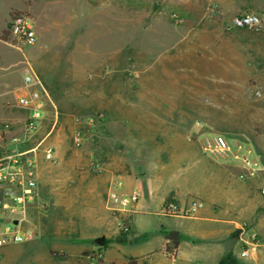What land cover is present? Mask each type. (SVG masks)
Here are the masks:
<instances>
[{
	"label": "rangeland",
	"instance_id": "rangeland-1",
	"mask_svg": "<svg viewBox=\"0 0 264 264\" xmlns=\"http://www.w3.org/2000/svg\"><path fill=\"white\" fill-rule=\"evenodd\" d=\"M17 14L31 19L35 46H10L15 41L8 24ZM239 14L259 16L260 28L232 27ZM2 21L0 141L21 136L25 117L15 94L22 77L33 73L56 114L27 147L44 140L41 148L53 149L49 162L62 169L93 172L98 164L155 188L159 176L191 165L197 137L222 134L231 147L244 141L264 148V0H0ZM77 130L79 147L73 145ZM127 178H120L123 193L130 190ZM45 202L40 214L49 211ZM143 203L125 216L134 236L130 229L120 257L138 264H193L205 234L183 235L181 258L171 263L161 238L192 222L161 215L156 197ZM65 225H55L54 234L67 233ZM47 237L50 247L42 244ZM34 240L41 243L1 249L0 264L50 258L78 264L82 252L73 259L57 250L47 230Z\"/></svg>",
	"mask_w": 264,
	"mask_h": 264
},
{
	"label": "crops",
	"instance_id": "crops-1",
	"mask_svg": "<svg viewBox=\"0 0 264 264\" xmlns=\"http://www.w3.org/2000/svg\"><path fill=\"white\" fill-rule=\"evenodd\" d=\"M4 24L5 22L2 21L0 25V39L4 32ZM47 111V118L54 112L56 114L55 110L47 109ZM249 144L264 166V148L257 144ZM95 165L92 167L93 172L77 171L72 165H69L68 169H62L63 165L46 161L41 154L38 155V195L44 201H49L51 206L47 214H40L36 210L30 211L28 222L35 231L36 237L40 229L47 230L48 234H52L54 239H57V241L53 240L58 246L57 250L68 252L73 259L79 252H90L102 247L104 259L108 264L130 262L138 264L136 258L130 257L128 261H124V257L121 258L119 255V249L124 244L114 241L119 234L118 222L115 221L116 218L113 217L115 213L111 210L114 204L108 198L112 180L121 181L120 178L127 175L131 180L130 190L127 193L135 191L139 196V204L134 206L135 211L137 207H144L143 202L149 197H156L161 208L168 199L175 200L179 204H186L191 200H199L203 203V208L194 216L180 217L183 221L192 224L183 226L177 232L176 247L168 235L161 238L160 246L161 250L164 248V254L171 244L176 250L175 260H170L171 263L181 258L180 250L183 242L180 239L183 235L195 236L203 233L205 241L200 250L201 256L193 261V264H221L225 256L230 257L227 264H264V196L260 194V190L264 188L263 172H258L254 177L246 180H240L238 176L242 173V168L239 163L232 160L215 162L201 154L199 147L192 154L191 165H187L188 168L177 170L175 175L159 176L155 188L151 185L146 188L144 184L140 186L135 179L136 176L130 173H120L114 168L95 169ZM86 166H91L90 162ZM149 188L152 192H148ZM129 222L134 236L131 219ZM62 223L66 224L64 227L67 228V233L62 236L54 234L57 229L55 225ZM251 234H255L260 243L257 248L248 250L246 255H242V251L246 249L245 243L248 242ZM101 236L105 241L99 246L95 240ZM35 238L19 245L24 244L26 247L39 245L41 242L34 240ZM51 242L52 240L47 237L43 239L42 244L44 247H50ZM107 247H110V250ZM37 264H75V262L74 260H69L68 263L59 262L50 258L38 261Z\"/></svg>",
	"mask_w": 264,
	"mask_h": 264
},
{
	"label": "built area",
	"instance_id": "built-area-1",
	"mask_svg": "<svg viewBox=\"0 0 264 264\" xmlns=\"http://www.w3.org/2000/svg\"><path fill=\"white\" fill-rule=\"evenodd\" d=\"M231 26L258 29L261 26V20L255 14H242L231 20ZM8 31L14 38L15 43L10 44L14 49L20 50L22 46L33 47L37 44V35L32 21L23 14H17L11 18ZM15 101L16 107L23 112L25 120L20 137H10L0 141V250L25 243L36 237L35 231L28 222L30 211L39 212L46 206V202L39 197L37 189L38 154L41 153L46 161L53 159L51 147L41 148L44 140L33 147H27L29 139L47 120V105L51 104L42 81L33 73L25 74L15 94ZM51 106L54 110L52 104ZM81 140V132L75 131L73 145L79 147ZM196 142L201 154L215 162L232 160L239 163L242 168V173L238 176L240 180L254 177L258 172L264 173V166L261 165L253 147L248 142L238 141L234 147H231L222 134L197 137ZM94 168L99 169V165L96 164ZM122 187L119 179L112 180L108 198L114 204L111 210L117 214L119 233H126L130 230V223L125 215L135 212L134 206L139 196L135 191L121 192ZM260 194L264 196V188L260 190ZM202 208L203 203L199 200L179 204L170 199L164 202L161 215L188 218ZM248 239L242 255H246L248 250H254L260 243L255 234L249 235ZM165 255L169 260H175L176 250L172 244L165 250ZM78 264L108 263L104 259L103 250L98 247L90 252L82 253Z\"/></svg>",
	"mask_w": 264,
	"mask_h": 264
},
{
	"label": "trees",
	"instance_id": "trees-1",
	"mask_svg": "<svg viewBox=\"0 0 264 264\" xmlns=\"http://www.w3.org/2000/svg\"><path fill=\"white\" fill-rule=\"evenodd\" d=\"M9 27V25H8ZM1 40L6 41V31L3 32L2 36H1ZM170 200V199H168ZM167 201V200H166ZM130 233V230L126 233L124 232H120L115 238L114 241L118 244H125L126 243V236ZM168 239V238H167ZM172 244L176 247L177 245V241H172ZM102 248V247H101ZM230 257L229 256H225L224 258H222L221 260V264H227L229 261ZM129 264H134L133 262H130Z\"/></svg>",
	"mask_w": 264,
	"mask_h": 264
},
{
	"label": "water",
	"instance_id": "water-1",
	"mask_svg": "<svg viewBox=\"0 0 264 264\" xmlns=\"http://www.w3.org/2000/svg\"><path fill=\"white\" fill-rule=\"evenodd\" d=\"M16 223V222H14ZM168 237L172 240V241H176L177 240V237H178V233L177 232H171L168 234ZM104 237H99L95 240V243L99 246H102L104 244Z\"/></svg>",
	"mask_w": 264,
	"mask_h": 264
}]
</instances>
